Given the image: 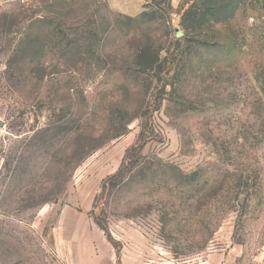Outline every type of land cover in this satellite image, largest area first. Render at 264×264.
Segmentation results:
<instances>
[{
    "label": "rangeland",
    "instance_id": "rangeland-1",
    "mask_svg": "<svg viewBox=\"0 0 264 264\" xmlns=\"http://www.w3.org/2000/svg\"><path fill=\"white\" fill-rule=\"evenodd\" d=\"M201 4L0 0V264H264V0Z\"/></svg>",
    "mask_w": 264,
    "mask_h": 264
},
{
    "label": "trees",
    "instance_id": "trees-1",
    "mask_svg": "<svg viewBox=\"0 0 264 264\" xmlns=\"http://www.w3.org/2000/svg\"><path fill=\"white\" fill-rule=\"evenodd\" d=\"M202 2L201 5L192 6L189 10L185 12L182 18V27L188 31L190 29L189 23L193 20L194 23L201 22L208 15L212 16L215 12L218 14V19L214 21L219 22L226 20L235 11V5L239 0H199ZM204 3V4H203ZM210 13V14H209ZM200 19V20H196ZM188 22V24H187ZM187 35L185 39H188ZM136 61L139 65H144L146 68H153V66L160 61V57L152 49L144 47L139 49L136 55Z\"/></svg>",
    "mask_w": 264,
    "mask_h": 264
},
{
    "label": "crops",
    "instance_id": "crops-1",
    "mask_svg": "<svg viewBox=\"0 0 264 264\" xmlns=\"http://www.w3.org/2000/svg\"><path fill=\"white\" fill-rule=\"evenodd\" d=\"M78 227H80L79 225H78ZM73 234H74V236H76V237H79L80 235H84V236H87L88 238H91V239H93V240H95L96 242H94L93 241V243L95 244H97V246L99 247V246H104L105 245V243H106V238H105V236H104V233L97 227V225H93V229L92 230H88L87 228H85V229H75L74 231H73ZM92 242H87L86 244H87V246H93L92 244H93Z\"/></svg>",
    "mask_w": 264,
    "mask_h": 264
}]
</instances>
